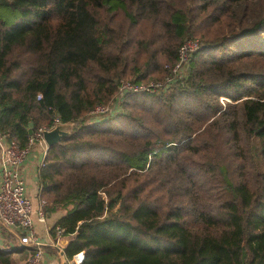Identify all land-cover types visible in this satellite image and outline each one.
Returning a JSON list of instances; mask_svg holds the SVG:
<instances>
[{"label": "trees", "instance_id": "trees-1", "mask_svg": "<svg viewBox=\"0 0 264 264\" xmlns=\"http://www.w3.org/2000/svg\"><path fill=\"white\" fill-rule=\"evenodd\" d=\"M188 37L199 47L173 73ZM120 77L166 83L88 121ZM55 118L74 125L46 149L37 196L64 210L52 225L69 237L64 264L81 251L78 264H264L247 225L264 0H0V134L25 147ZM0 264H16L9 249Z\"/></svg>", "mask_w": 264, "mask_h": 264}, {"label": "built area", "instance_id": "built-area-1", "mask_svg": "<svg viewBox=\"0 0 264 264\" xmlns=\"http://www.w3.org/2000/svg\"><path fill=\"white\" fill-rule=\"evenodd\" d=\"M199 47V40L188 37L183 40L178 48V60L172 66L173 73L179 72L187 65L192 53ZM168 78V77H167ZM166 78V79H167ZM120 91H153L159 86L158 82L149 81L147 83H134L124 81L120 78ZM164 85V84H163ZM162 85V86H163ZM40 95H38L39 97ZM115 103L111 101L108 104H98L91 111V116H100L112 112ZM60 123L58 118L54 119V124ZM44 127H38L33 131L25 147H20L16 140L10 139L5 134H0L6 139V146L3 151L2 166L0 169V222L6 226H12L17 230L19 241L33 247L25 259L19 264H40L43 256V249L38 238V233L34 225V215L41 222L46 220V201L39 200L37 206H34L31 197L27 193L25 178L18 168L31 151L34 143H38L44 149V155L47 149L43 139L42 130ZM57 234L61 235L62 229L56 226ZM81 256L77 253L74 256V262L79 263Z\"/></svg>", "mask_w": 264, "mask_h": 264}, {"label": "crops", "instance_id": "crops-1", "mask_svg": "<svg viewBox=\"0 0 264 264\" xmlns=\"http://www.w3.org/2000/svg\"><path fill=\"white\" fill-rule=\"evenodd\" d=\"M6 146V139L0 135V169L2 166L3 151ZM44 158V149L38 143H34L26 159L18 165L27 185V193L31 197L34 206L39 203L37 196V172L40 163ZM64 210H56L46 213V220L41 222L34 215V225L38 238L43 249V256L40 264H61L66 261L63 247L69 237L52 232V225ZM0 247L9 249L16 264L21 263L27 254L33 249L32 246L19 241L17 230L12 226H6L0 222ZM263 255H259L262 258ZM260 260V259H259Z\"/></svg>", "mask_w": 264, "mask_h": 264}, {"label": "rangeland", "instance_id": "rangeland-1", "mask_svg": "<svg viewBox=\"0 0 264 264\" xmlns=\"http://www.w3.org/2000/svg\"><path fill=\"white\" fill-rule=\"evenodd\" d=\"M121 79H123L124 81H130L126 77H122ZM149 81H154L159 83V86L153 91L161 90L162 85L166 83L164 79H150L147 82ZM147 82H142V83H147ZM126 93L127 92L120 91L116 94L114 100H112L114 101L115 106H114V110H112L111 112L112 113L111 115L121 110V103ZM221 101L224 100L221 99ZM104 116L105 115H100L96 117L88 114V121H94L95 119H99L100 117L103 118ZM253 145H254L253 150H254L255 158L260 172L261 192L255 203L253 210L249 213L247 217L250 244L254 241H257L260 238V236L264 234V221L261 220V218L264 217V154H263V147L261 140L258 137L253 140Z\"/></svg>", "mask_w": 264, "mask_h": 264}, {"label": "water", "instance_id": "water-1", "mask_svg": "<svg viewBox=\"0 0 264 264\" xmlns=\"http://www.w3.org/2000/svg\"><path fill=\"white\" fill-rule=\"evenodd\" d=\"M74 123L73 122H60L55 124L51 128H45L42 130L43 139L46 143L47 148L50 147L52 144L59 142L60 140L66 138ZM29 133H32L31 128L29 129ZM81 258L84 256V252H79ZM65 262V261H64ZM61 263V264H64Z\"/></svg>", "mask_w": 264, "mask_h": 264}]
</instances>
